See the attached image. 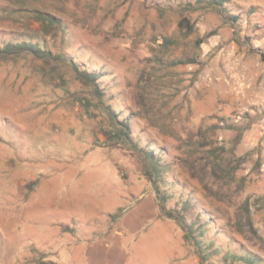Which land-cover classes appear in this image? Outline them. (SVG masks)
<instances>
[{"label":"rangeland","instance_id":"obj_1","mask_svg":"<svg viewBox=\"0 0 264 264\" xmlns=\"http://www.w3.org/2000/svg\"><path fill=\"white\" fill-rule=\"evenodd\" d=\"M196 1L0 0V40L53 53L0 56V264H190L180 244L199 261L60 53L115 78L104 105L168 157L167 205L187 221L209 214V259L246 249L264 264V0H225L235 21ZM36 10L59 25L43 35ZM179 185L197 206L183 209Z\"/></svg>","mask_w":264,"mask_h":264},{"label":"trees","instance_id":"obj_2","mask_svg":"<svg viewBox=\"0 0 264 264\" xmlns=\"http://www.w3.org/2000/svg\"><path fill=\"white\" fill-rule=\"evenodd\" d=\"M166 1L169 0H165V2ZM202 1L206 2L207 4L217 5L219 7L218 10L223 17L230 16L231 20L235 21L234 15L227 13V11L223 10L224 8H221L222 6L226 5L225 0H197L196 2ZM166 6H172V4L168 2L166 3ZM33 16L38 21L40 25V31L43 35L49 31V27L51 25H55L56 22L59 25L60 22L51 13L40 10H36ZM181 22L182 21L179 22V25H181ZM61 30L62 32L65 31L62 25ZM186 30L187 28L185 31ZM62 35L63 38L67 39L68 33L64 32ZM26 36L11 37V39L7 41L0 40V56L18 54L24 51L41 58L52 56V51L48 49L44 41H37L33 43V41H31L29 38L30 36ZM20 39L21 41H19ZM203 42V37H200L195 41L198 48ZM58 57L71 65L76 74V78L80 80L84 86H89L93 94L99 95V103L101 104V107H104L107 119L109 121V126L103 130V134L107 143L111 146H121L127 150H131L139 156L141 161L142 175L148 181L149 188L150 186L152 188V192L158 206L159 215L163 218L173 220L177 224L179 229L182 231V236L185 242H188L190 245H192L194 248L193 251L198 255L199 261L197 264H218L209 259L208 251L204 253L206 250H211L213 240H208V242H206L205 240L203 241L201 239L204 236L208 225L212 223L209 214L206 213V216L203 215V221H201L202 219L200 220L199 218L200 214L196 217H193L191 221H187L186 217L181 213V209L168 206L166 203L168 197H172L174 195L172 192H166L160 187L161 182L163 183V186L169 187L171 185L164 179V168L169 167L170 165L168 157L164 151L157 148H152L150 142L148 141L144 143L141 142L142 135H140V132L138 130L134 131L132 129V116L128 114L122 117L120 109H115L109 104L104 105L105 103L103 102L102 94L104 95L106 91L103 90L114 87L115 84H113V82L115 78L110 77V79H102V70L93 69L88 63L84 62H82L83 64L81 66L78 60L74 61V59L65 57V55L61 53L58 55ZM108 85H110V87ZM130 113L134 115L133 111ZM218 165H220V163H217V165L213 163L214 170ZM178 188L181 189V192L184 195L183 197L180 194L178 198L179 201L181 200L180 203L183 206V209H185L188 205L193 207L197 206L198 203L194 202L197 201V199H193L191 194L192 192L189 189H187L184 185H179ZM184 190L187 192L184 193ZM123 211L124 208H119L118 211L113 214V217L120 216ZM219 263L263 264V261L257 255L247 251L246 249L235 250L229 248V250L222 255Z\"/></svg>","mask_w":264,"mask_h":264},{"label":"crops","instance_id":"obj_3","mask_svg":"<svg viewBox=\"0 0 264 264\" xmlns=\"http://www.w3.org/2000/svg\"><path fill=\"white\" fill-rule=\"evenodd\" d=\"M145 183H146V188L148 189V191H149V184H148V182L147 181H145ZM138 194H140V193H138ZM152 195H153V193H152ZM142 196H139L138 198H136L135 200H139L140 198H141ZM153 197V203H154V205H155V207H156V209H157V213H156V216H158L159 218H161L162 220H164V222L166 223V222H168L169 224H170V226H171V229L174 231V225L176 226V228H177V224L173 221V220H170V219H166V218H163V217H161L160 215H159V210H158V206H157V204H156V201H155V198H154V195L152 196ZM125 208H124V211L122 212V214L120 215V216H118V218H122L124 215H125ZM179 230V229H178ZM175 232V231H174ZM177 236H178V233H177ZM178 238V237H177ZM181 242H179V244H180ZM180 247H181V249L183 250V258H186L189 262H190V264H192L191 263V260L190 259H188L187 258V256H186V253H188L189 252V248H187L186 246H184V245H181L180 244Z\"/></svg>","mask_w":264,"mask_h":264}]
</instances>
